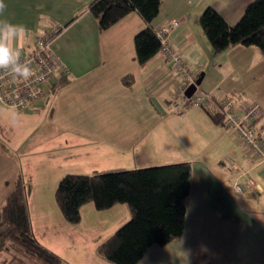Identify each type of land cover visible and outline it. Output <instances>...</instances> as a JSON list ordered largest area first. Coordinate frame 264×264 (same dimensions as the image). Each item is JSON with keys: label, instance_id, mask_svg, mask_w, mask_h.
Returning <instances> with one entry per match:
<instances>
[{"label": "crops", "instance_id": "1", "mask_svg": "<svg viewBox=\"0 0 264 264\" xmlns=\"http://www.w3.org/2000/svg\"><path fill=\"white\" fill-rule=\"evenodd\" d=\"M92 1L4 0L0 15L29 29L16 45L20 52L50 24L63 26L53 48L68 65L70 75L53 81L48 94L53 96L56 91L48 122L56 116L58 125L27 126L30 119L43 118L48 97L38 101L36 109L25 112L0 104V207L19 175L32 195L31 178L26 177L30 171L50 173L47 178L51 179L52 173L64 177L189 161L192 176L184 234L166 245L151 246L137 264H264V166L246 153L233 128L211 116L221 111L222 98L235 96L237 105H244L238 96L242 92L238 79V83L225 81L223 89L220 84L225 78L217 79L215 74L251 69L252 77L261 78L264 55L257 46L240 44L215 55L200 25V16L209 6L229 25H235L253 0H162L152 27L177 21L170 42L191 68L200 69L198 74L203 73L204 79L210 72L218 80L203 91L211 95L205 105L184 111L172 106L183 81L173 75L171 63L160 52L145 65L135 57L134 37L147 26L140 14L131 11L101 31L89 10ZM253 90L246 93V99L259 102L264 111V79ZM13 111L19 118L15 125L10 121ZM177 121L183 124L177 126ZM257 124L264 126V115ZM178 127H183L182 133L193 132V138H180L174 145L171 136ZM43 141L47 144L35 148L34 161L27 157L28 144ZM94 148L102 155L99 162L107 161L104 165L91 160ZM111 154L114 162L104 159ZM28 199L36 238L62 257L76 252L81 258L78 242L84 236L95 237L96 248L107 239L99 238L100 231L95 236L97 230L92 234L76 232L75 225L59 211L48 216L45 208L50 207ZM34 211L39 214L37 220ZM9 255V251L0 252V264H8ZM98 258L91 264H100Z\"/></svg>", "mask_w": 264, "mask_h": 264}, {"label": "trees", "instance_id": "2", "mask_svg": "<svg viewBox=\"0 0 264 264\" xmlns=\"http://www.w3.org/2000/svg\"><path fill=\"white\" fill-rule=\"evenodd\" d=\"M161 3L162 0H93L89 10L97 18L101 31L137 11L147 26L134 37L135 57L145 65L161 49V41L152 27ZM200 24L215 53L240 44L257 46L264 55V0L250 2L235 25H229L209 6L200 16ZM200 76L197 74L196 80ZM215 113L212 118L223 122L221 111ZM191 176L189 161L93 174L70 173L59 181L56 200L70 223L80 221L81 208L88 202L94 203L98 210L128 204L131 219L100 243L97 253L114 264H137L151 246L166 245L184 234ZM29 189L19 175L0 207V252L27 254L39 264H72L36 238Z\"/></svg>", "mask_w": 264, "mask_h": 264}, {"label": "built area", "instance_id": "3", "mask_svg": "<svg viewBox=\"0 0 264 264\" xmlns=\"http://www.w3.org/2000/svg\"><path fill=\"white\" fill-rule=\"evenodd\" d=\"M173 20L157 27L154 31L161 41L160 53L171 63L173 75L182 79L183 85L175 92L173 108L184 111L191 103L203 105L211 98L209 93L196 89L191 97L185 94L187 87L196 81L191 67L170 42V32L177 25ZM63 30V26L54 22L39 31L27 50L21 52V60L28 62L32 74L28 78H16L0 69V104L19 112L36 109V103L48 97L53 81L70 75L68 65L53 48L54 38ZM244 100L243 107L237 105V97L222 98L219 101L223 122L238 134L243 147L258 164L264 166V126L257 122L264 115L259 102L247 100L246 93L238 95ZM240 192V184L235 185Z\"/></svg>", "mask_w": 264, "mask_h": 264}, {"label": "rangeland", "instance_id": "4", "mask_svg": "<svg viewBox=\"0 0 264 264\" xmlns=\"http://www.w3.org/2000/svg\"><path fill=\"white\" fill-rule=\"evenodd\" d=\"M201 25V24H200ZM202 27V26H201ZM225 51V50H224ZM220 52L221 54L224 52ZM215 55H219L220 53H215L213 52ZM220 54V55H221ZM199 68H191V70L194 73V76H196L199 72L198 70ZM260 69V66H259ZM204 71V70H202ZM224 72L222 74H220L219 72L215 74V77L217 79H221L222 77H224L225 79L223 80V82L220 84L221 88L226 89L224 87V83L226 82H232V81H236V79H238V81L241 83V87L238 90H241L242 94L244 93H249L250 91H254V85L259 84L262 82V80L264 79V69H261L260 74L262 75L261 78H256V77H252L251 76V69H248V71H243L241 69H238L235 72H231L228 70H223ZM240 77V78H239ZM218 80H216L213 76H211V73L209 72L208 76L201 82V84L198 86V90H202V91H206L208 90L210 87H212ZM238 81H236L238 83ZM249 85V86H248ZM223 89L221 90L222 92ZM244 90V91H243ZM53 92V96H54ZM247 95V94H246ZM53 96H49L48 97V106L47 109L41 113V116H43L42 119H44V121L39 120V119H30L27 126L29 127V129H33V128H38L40 125L39 124H50V125H58L60 124L59 119L56 120V116L53 118V120L51 122L49 120V116H50V107L53 104ZM192 106H198L200 107L201 105L193 102L191 103L188 108L192 107ZM156 117V115H155ZM42 122V123H41ZM177 126L182 125L183 123L181 121H177L176 122ZM182 128L183 127H178L177 129V133L173 136H171L173 138V144L175 145L180 138L186 137V138H193V132H189L187 130L183 131L182 133ZM181 131V132H179ZM187 131V132H186ZM30 136V133L28 135V137ZM56 139V138H55ZM54 139V140H55ZM56 140H61V139H56ZM149 141V139L146 138L145 143H147ZM47 143L45 141L41 142L40 144L36 145L34 143H30L28 144L27 148H28V156L30 159H35V148L39 147V146H45ZM85 151H87V149H85ZM90 151L92 152V150L90 149ZM94 155H92L91 153V160H98L97 164H101L104 165L107 161H104L102 163L99 162V158L102 160V155L100 154V151L98 152L96 148H94ZM39 154H43V151H40ZM111 157L105 156L104 159L109 158L108 162H114V157L111 154ZM108 160V159H107ZM34 161V160H33ZM103 161V160H102ZM129 165H132V163H127ZM163 165V164H160ZM156 166V165H153ZM31 167L34 169V164H31ZM130 168V167H128ZM29 174L26 175V177H30L31 178V187H32V195H28V198H31L33 200H35L38 204L39 203H43L45 206L50 207V208H45V213L49 216L51 213L52 215H55L56 210L58 213H60V215L62 216L63 219L64 216L62 214V211L59 207V204L56 200V189L57 186L59 184V181L63 178V176L61 177V175H58L56 173H52V177L47 178V176L51 175L50 173H36L35 171H30L28 172ZM55 178V179H54ZM53 207V208H51ZM49 210V211H46ZM35 220H37V217H39L38 212L34 211L33 213ZM132 216V212L130 207L128 206V204H124V203H118L114 206H112L111 208L105 209V210H98L94 203L92 202H88L86 204H84L81 208V219L79 222L77 223H71L74 224L75 227V231L76 232H84V233H95V230H97V232L95 233V236H97V233L99 232V238H101V240H103L104 238H108V236L111 235V232L114 233L118 228H120L123 224H125L126 222H128L131 219ZM55 219L56 217L53 216ZM66 220V219H65ZM68 222V221H67ZM70 223V222H69ZM94 231V232H93ZM103 231V232H101ZM85 235V234H84ZM91 236V235H90ZM84 236L81 238L79 243V248L81 249V251L79 252V255L82 256L77 257L76 252L75 253H71L68 252L66 254L63 255L62 258H64L65 260L69 261L71 260L72 264H91L94 262V260H96L99 256L97 254V248L95 247L94 244V238L91 236ZM77 243V241H75ZM70 249H72L73 251H76V248L74 246H71ZM9 256H8V264H39L38 262H36L34 259H32L29 255L27 254H21V253H17L15 251H10L9 252ZM98 262L101 263H105V264H114L102 257L98 258Z\"/></svg>", "mask_w": 264, "mask_h": 264}, {"label": "clouds", "instance_id": "5", "mask_svg": "<svg viewBox=\"0 0 264 264\" xmlns=\"http://www.w3.org/2000/svg\"><path fill=\"white\" fill-rule=\"evenodd\" d=\"M5 7L4 0H0V13ZM29 31L26 25L0 15V69L9 72L14 79L28 78L32 74V68L28 62L21 60V52L17 43ZM13 125L19 122L18 113L10 114Z\"/></svg>", "mask_w": 264, "mask_h": 264}, {"label": "water", "instance_id": "6", "mask_svg": "<svg viewBox=\"0 0 264 264\" xmlns=\"http://www.w3.org/2000/svg\"><path fill=\"white\" fill-rule=\"evenodd\" d=\"M204 74L202 73L201 76L193 83H191L187 89L185 90V94L188 97H191L194 92L196 91V89L198 88V86L201 84L202 80H203Z\"/></svg>", "mask_w": 264, "mask_h": 264}]
</instances>
